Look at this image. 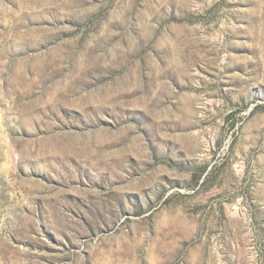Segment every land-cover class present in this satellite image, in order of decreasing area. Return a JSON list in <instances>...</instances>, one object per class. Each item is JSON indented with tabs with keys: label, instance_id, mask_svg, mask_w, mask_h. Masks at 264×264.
Returning <instances> with one entry per match:
<instances>
[{
	"label": "rangeland",
	"instance_id": "374dc122",
	"mask_svg": "<svg viewBox=\"0 0 264 264\" xmlns=\"http://www.w3.org/2000/svg\"><path fill=\"white\" fill-rule=\"evenodd\" d=\"M0 264H264V0H0Z\"/></svg>",
	"mask_w": 264,
	"mask_h": 264
}]
</instances>
